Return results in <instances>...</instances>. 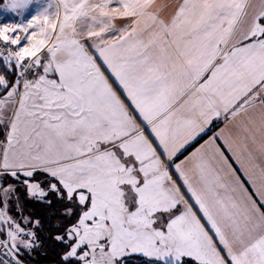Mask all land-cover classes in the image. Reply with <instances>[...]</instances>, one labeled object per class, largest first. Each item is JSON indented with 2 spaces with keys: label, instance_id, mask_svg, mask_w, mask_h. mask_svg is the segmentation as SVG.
<instances>
[{
  "label": "snow or ice",
  "instance_id": "obj_1",
  "mask_svg": "<svg viewBox=\"0 0 264 264\" xmlns=\"http://www.w3.org/2000/svg\"><path fill=\"white\" fill-rule=\"evenodd\" d=\"M0 15V264H264V0Z\"/></svg>",
  "mask_w": 264,
  "mask_h": 264
},
{
  "label": "crops",
  "instance_id": "obj_2",
  "mask_svg": "<svg viewBox=\"0 0 264 264\" xmlns=\"http://www.w3.org/2000/svg\"><path fill=\"white\" fill-rule=\"evenodd\" d=\"M159 2H164V0H159ZM5 18H6V17L0 15V22H5ZM8 20H11V19L9 18V19H7L6 21H8ZM220 127H223V123H220L219 126L216 127L214 130H215V131H219V128H220ZM212 134H213V132L210 131V132L208 133V136H211ZM208 136H205V137H204V140L208 139ZM204 140H201L200 143H203ZM197 146H199V145H197Z\"/></svg>",
  "mask_w": 264,
  "mask_h": 264
},
{
  "label": "trees",
  "instance_id": "obj_3",
  "mask_svg": "<svg viewBox=\"0 0 264 264\" xmlns=\"http://www.w3.org/2000/svg\"><path fill=\"white\" fill-rule=\"evenodd\" d=\"M3 0H0V6L2 5ZM42 264H52L51 260H44L42 261Z\"/></svg>",
  "mask_w": 264,
  "mask_h": 264
},
{
  "label": "rangeland",
  "instance_id": "obj_4",
  "mask_svg": "<svg viewBox=\"0 0 264 264\" xmlns=\"http://www.w3.org/2000/svg\"><path fill=\"white\" fill-rule=\"evenodd\" d=\"M3 3H4V0H3ZM3 3H2V5H3ZM2 5H1V6H2ZM7 19H9V18L6 17V18H5V21H6ZM10 19H11V20H15V19H17V18H16V17H11Z\"/></svg>",
  "mask_w": 264,
  "mask_h": 264
}]
</instances>
